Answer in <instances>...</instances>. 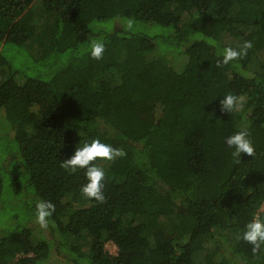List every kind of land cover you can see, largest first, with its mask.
Instances as JSON below:
<instances>
[{"label": "trees", "instance_id": "obj_1", "mask_svg": "<svg viewBox=\"0 0 264 264\" xmlns=\"http://www.w3.org/2000/svg\"><path fill=\"white\" fill-rule=\"evenodd\" d=\"M34 5L54 19L52 47L16 67L5 50L27 51ZM93 38L100 59L85 51ZM246 40V56L217 65ZM228 92L245 97L238 111L222 110ZM0 124L16 145L0 208L6 190L24 203L0 229V264H264L239 238L264 219V0H0ZM245 127L254 153L233 157L225 138ZM94 138L124 153L94 161L103 202L80 191L84 170L61 167ZM37 200L55 205L46 229Z\"/></svg>", "mask_w": 264, "mask_h": 264}, {"label": "clouds", "instance_id": "obj_2", "mask_svg": "<svg viewBox=\"0 0 264 264\" xmlns=\"http://www.w3.org/2000/svg\"><path fill=\"white\" fill-rule=\"evenodd\" d=\"M125 25L128 29L133 28V20L127 19ZM111 28V24L108 25ZM253 47L251 40H246L242 44L231 47L225 46L220 51L221 59L217 60V65L228 64L237 58L246 56L248 50ZM85 51L94 59H100L105 51V43L101 38H93L87 44ZM245 97L232 92L226 93L220 99V105L223 111L232 113L238 111L245 104ZM225 143L232 151V156L240 158L241 154L253 155L255 146L252 142L248 129L241 128L239 131L225 138ZM124 153L111 144L102 142L99 138H94L90 142H84L76 146V149L70 158L62 161L61 167L75 172L78 169L84 170L86 183L81 186L80 191L85 197L94 198L96 201L103 202L105 195L103 189L106 179L105 169L98 166L94 161L97 158L112 161ZM55 211V205L50 201L37 200L34 207V220L41 228L46 229L49 225V218ZM244 241L252 245V252L264 249V219L253 217L242 232Z\"/></svg>", "mask_w": 264, "mask_h": 264}, {"label": "rangeland", "instance_id": "obj_3", "mask_svg": "<svg viewBox=\"0 0 264 264\" xmlns=\"http://www.w3.org/2000/svg\"><path fill=\"white\" fill-rule=\"evenodd\" d=\"M31 12L33 14V25H34V34L30 38L27 44H25V50L18 49L16 47L10 49L6 48L5 53L9 60H11L16 67H23L28 61V53L36 59L41 58V56L45 55L50 48L52 47L50 38L48 36V30L50 27L54 25V19L51 14L45 12L39 5H34L31 8ZM186 20V19H185ZM106 29L108 28V24L105 25ZM221 41L223 43H231V39L227 35H223L221 37ZM28 52V53H27ZM4 53V54H5ZM148 57H152V55H147ZM30 57V56H29ZM150 59V58H149ZM260 56L254 57L252 62L250 63V68L252 70H259L261 63ZM16 151L15 141L12 137V134L9 135V129L7 125L0 124V166H4L5 160L10 157L11 153ZM11 190H6V195L4 198H8L3 203L4 208H0V229L8 227L10 222L8 221L9 215L17 213V211H22L24 209V203L20 198L14 197ZM23 212V211H22ZM149 214H145V216H140L138 218L132 217L133 222H146ZM174 220V219H172ZM175 221V220H174ZM131 222L130 217H126L124 219L123 226L127 227ZM160 222V221H158ZM132 224V223H130ZM234 233H226L225 238L231 242L234 240ZM71 242L78 241L83 244V252L89 254L90 249V241L84 238H69ZM105 249L111 255H116L118 252L117 247L112 243L108 242L105 246Z\"/></svg>", "mask_w": 264, "mask_h": 264}]
</instances>
